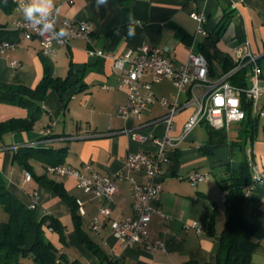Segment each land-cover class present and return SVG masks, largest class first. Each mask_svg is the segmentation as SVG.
<instances>
[{
    "label": "crops",
    "instance_id": "1",
    "mask_svg": "<svg viewBox=\"0 0 264 264\" xmlns=\"http://www.w3.org/2000/svg\"><path fill=\"white\" fill-rule=\"evenodd\" d=\"M55 3H60L59 24L64 17L90 22L92 41L74 38L69 45L59 46L56 55L48 56L43 53L38 38H25L14 29L13 21L20 16L15 0H0V41L14 43V48L0 56V82L36 88L45 75H50L67 78L68 87L64 97L57 91H49L45 99L29 105L0 99V122L27 118L32 113L36 117L33 128L10 131L0 138V175L7 189L27 205L32 195L38 193V203L33 209L36 221L52 215L62 222L68 243L63 244L60 235L46 223L42 229L45 237L71 260L79 258L85 264L216 262L218 238L226 221V191L219 181L224 164L229 162L238 167L242 154L239 151V159L234 160L238 154L234 151L231 155L228 145L205 153L203 146L209 138L207 122L185 133V123L196 110L194 105L185 107L175 116L171 135L181 139L176 146H167L168 159L159 177L162 191L158 200L152 202L155 210L149 225L150 238L163 240L166 250H149L142 244L124 247L108 223L100 232L93 230L91 220L104 201L85 193L74 176L51 174L48 166L64 163L82 168L88 163L103 174L120 173L129 153L159 149L158 141L167 131L163 120L167 109L160 99H187V92L178 93L174 81L166 78L152 84L155 101L140 118L117 116V105L125 104L128 99L126 89L118 85L122 71L115 67L112 58L91 55L90 48L121 53L147 43L161 47L181 65L187 61L192 45L196 52L206 55L210 63L209 76L216 80L225 73L227 63L237 61L238 47L248 42L257 55L264 86V0H108L107 6L99 10L95 0H55ZM194 12L205 16V32H198L199 22L192 16ZM129 14L141 22L135 27L134 37L127 36ZM15 58L20 61V67L11 65ZM252 67L249 64L248 77ZM150 79L147 73L143 80ZM239 124L234 123L232 136L229 135L232 126L226 130L229 138L237 135ZM128 127L144 138L134 139L124 132ZM251 147L254 162L264 172V117L260 118ZM26 171L32 174L31 179L25 177ZM195 171L207 173L208 178L191 183L189 175ZM44 174L63 182L70 196L83 201L84 214L77 207L79 222L83 232L97 244L98 253L81 240L69 202L35 179ZM138 178L143 179L141 175ZM116 182L118 190L110 203L112 216L131 217L134 215L131 184L120 177ZM247 203L251 208H259L256 221L264 227V181L253 184ZM158 209L166 217H162ZM5 220V216H0V223ZM195 221L203 226L202 231L187 226ZM210 224L215 230L213 235L208 232ZM252 264H264V240L255 247Z\"/></svg>",
    "mask_w": 264,
    "mask_h": 264
},
{
    "label": "built area",
    "instance_id": "2",
    "mask_svg": "<svg viewBox=\"0 0 264 264\" xmlns=\"http://www.w3.org/2000/svg\"><path fill=\"white\" fill-rule=\"evenodd\" d=\"M27 3L28 0H23ZM21 4V0H20ZM235 7L236 4L234 3ZM60 3H55L54 15L56 19V31L60 30V25L69 31V36L58 38L51 32L43 33L39 28L27 22L20 10V16L13 21L14 29L25 38H38L41 49H48L50 53L56 55L59 46L69 45L74 38H84L92 41L93 28L87 20H77L71 17H64L59 24ZM192 16L198 20V32H205L203 22L205 16L194 12ZM14 48V43L0 41V56L8 49ZM237 65L229 72L223 73L218 79L210 78V63L206 55L198 53L191 45L186 62L178 65L164 49L157 45L143 44L138 49H127L121 53H113L104 50L90 48L91 55L110 57L114 61L117 69L122 71L119 80V87L125 88L128 99L125 104L117 105L115 114L121 118H128L131 115L138 118L155 101L152 84L161 82L169 78L174 81L178 93L186 91L188 96L184 101L178 98L169 100L162 97L160 102L167 109L163 120L167 125L164 137L158 141L159 149L156 152L137 151L129 153L124 159V170L115 174H103L97 171L91 164H85L82 168H76L64 163L48 166L51 174L59 176H74L77 185L85 193L90 194L99 201H104L100 206L98 214L94 215L90 226L93 230L100 232L105 224H109L114 236L124 247L142 244L146 249L166 250L165 242L161 239H151L149 225L152 220L154 208L152 202L158 200L162 191V182L159 177L164 171V164L167 162V146H176L181 137L171 135L175 128V116L185 107L194 105L196 110L186 121L185 133L202 122H207L216 129L229 131L234 123H240L247 116L244 106V97L251 101L252 115L260 118L264 117V109H260V100L264 98V86L261 85V67L257 64V55L254 54L248 42L242 43L238 47ZM252 65V72L248 77V86L240 87L229 80L235 72L244 65ZM11 65L20 67L18 59H13ZM150 73L151 79L143 80L144 76ZM110 87V86H106ZM124 132L130 134L134 139H143L144 136L134 128H125ZM252 177L254 182L245 187V194L248 196L257 181H264V172L258 168L253 160V150L247 148ZM142 176V180L138 176ZM25 177L31 179L32 174L25 172ZM128 179L132 189V206L134 215L125 218H114L110 203L118 190L116 179ZM208 178V174L195 171L189 175L191 183H197ZM224 199L226 195L224 194ZM80 213L84 214L83 201L76 199ZM38 203V193L32 195V201L28 206L36 208ZM162 217H166L162 210L158 209ZM187 226L196 227L202 231L203 226L198 222H193Z\"/></svg>",
    "mask_w": 264,
    "mask_h": 264
},
{
    "label": "trees",
    "instance_id": "3",
    "mask_svg": "<svg viewBox=\"0 0 264 264\" xmlns=\"http://www.w3.org/2000/svg\"><path fill=\"white\" fill-rule=\"evenodd\" d=\"M236 65L237 61L227 63L224 66V72L231 71ZM248 67L249 65H244L230 76L231 83L247 87ZM67 88V78L50 75H45L36 88L0 82V99L29 105L30 102L45 99L49 91H57L64 97ZM243 102L247 116L240 122L236 136L229 138L225 129H216L207 123L209 138L203 146L205 153H212L216 148L228 145L231 155L235 149H239L242 157L236 168L229 162L224 164L219 182L226 191V221L218 238L217 261L203 264H252V253L264 240V227L256 221L260 210L258 207L248 206V196L245 194V187L254 182L247 148L256 138L260 119L252 115L251 101L244 97ZM35 122L34 113L27 118H13L0 122V138L10 131L29 130L33 128ZM17 157L18 155L15 156ZM23 164L27 166L25 162ZM35 179L49 186L58 196L69 202L74 218L78 222L81 240L98 253L97 244L81 228L76 199L68 194L63 182L46 174L35 176ZM0 206L9 215L7 221L0 223V264H85L79 258L71 260L66 253L61 252L50 239L45 237L42 226L46 223L48 228L60 235L63 244L68 243L62 222L52 215H46L36 221L35 210L9 192L1 175ZM208 232L215 234L213 225L210 224Z\"/></svg>",
    "mask_w": 264,
    "mask_h": 264
},
{
    "label": "clouds",
    "instance_id": "4",
    "mask_svg": "<svg viewBox=\"0 0 264 264\" xmlns=\"http://www.w3.org/2000/svg\"><path fill=\"white\" fill-rule=\"evenodd\" d=\"M108 0H95V7L97 10L101 6H107ZM24 19L32 24L34 27L40 29L43 33L51 32L58 38L69 36V31L66 28H60L56 31V19L54 15L55 0H28L24 3L21 0L20 9ZM127 36H135V27L140 25V21L136 20L131 14L128 17ZM119 34V30L117 33Z\"/></svg>",
    "mask_w": 264,
    "mask_h": 264
},
{
    "label": "rangeland",
    "instance_id": "5",
    "mask_svg": "<svg viewBox=\"0 0 264 264\" xmlns=\"http://www.w3.org/2000/svg\"><path fill=\"white\" fill-rule=\"evenodd\" d=\"M216 71H217V73H220V68L217 67ZM234 132H235V128H234V124H233L232 125V129L229 131V135L230 136L234 135L235 134ZM235 151H236L237 154L239 153V149H236ZM238 159H239V154L236 157H234V160H238ZM218 174H219V172H218ZM211 176H214V175L211 174ZM2 215H3V217L4 216L6 217L5 221H7L9 219L8 213L0 206V216H2Z\"/></svg>",
    "mask_w": 264,
    "mask_h": 264
},
{
    "label": "bare ground",
    "instance_id": "6",
    "mask_svg": "<svg viewBox=\"0 0 264 264\" xmlns=\"http://www.w3.org/2000/svg\"><path fill=\"white\" fill-rule=\"evenodd\" d=\"M15 8L16 10L20 9V0H15ZM43 53L48 55V56H53L52 53H50L48 51V49H42ZM260 109H264V98H262V100H260ZM27 173H30L29 171H27ZM29 208L33 209L32 206H29Z\"/></svg>",
    "mask_w": 264,
    "mask_h": 264
}]
</instances>
